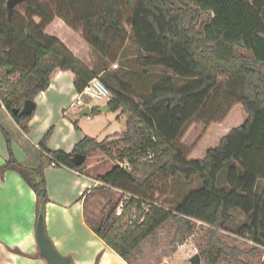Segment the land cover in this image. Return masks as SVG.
<instances>
[{"label":"trees","instance_id":"trees-1","mask_svg":"<svg viewBox=\"0 0 264 264\" xmlns=\"http://www.w3.org/2000/svg\"><path fill=\"white\" fill-rule=\"evenodd\" d=\"M7 1L0 0V110L6 108L25 131L35 110L20 115L13 109H21L27 99L36 101L50 86L55 70L72 71L77 91L102 74L46 33L56 17L82 30L102 58L103 68L120 58L132 37L143 51L139 65L170 72L146 90H137L123 74L105 73L115 86L101 75L112 93L109 109L121 110L127 118L119 140L123 147L119 163L99 174L101 183L85 197L86 208L90 194L109 196L98 222L86 217L97 236L132 264L142 242L164 223L173 219L178 229L191 230L193 220H198L210 226L208 243L200 250L206 264H216L225 255L234 264H264L246 257L257 254L258 246L247 252L230 247L220 235L232 211L239 209L251 218L239 230L241 236L264 246V185L257 192L264 180V0H25L26 15L16 8L10 12ZM175 75L185 81L177 83ZM237 103L243 104L245 121L208 148L204 158L189 159L179 144L188 123L221 122ZM98 110L93 107V112ZM0 128L10 145V130L1 119ZM51 132L40 142L50 164L52 155L59 164L80 169L86 160L75 164L77 152L87 156L86 149L92 147L109 156L113 153L112 141L88 135L70 153L50 150ZM7 169L18 171L34 188L39 214H45L50 198L40 168L19 162L11 150L1 168ZM224 170L226 175L220 176ZM179 175L199 176L202 186L167 209L160 203ZM114 189L125 194L123 201L115 198ZM121 203L123 211L118 215Z\"/></svg>","mask_w":264,"mask_h":264},{"label":"crops","instance_id":"crops-1","mask_svg":"<svg viewBox=\"0 0 264 264\" xmlns=\"http://www.w3.org/2000/svg\"><path fill=\"white\" fill-rule=\"evenodd\" d=\"M46 33L63 41L90 69L102 74L116 72L117 68H103L102 58L100 55L93 58V50L83 38L82 30L73 29L62 18L56 17L46 28ZM125 48L121 52L122 60L127 59L123 54ZM125 75L122 78L137 88ZM146 75L150 77L149 73ZM76 93L74 73L57 69L48 89L36 97V108L28 122V131L22 129L12 116H6L5 113H9L6 108L0 110V119L11 133L9 145L0 128V264H48L40 255L36 236L38 195L18 171L1 170L10 158L11 150L19 162L33 170H41L50 198L45 206L46 233L62 255L72 258L73 264H129L110 249L87 222L85 197L99 181V174L95 176L88 170L92 165L87 170L66 165L52 166L42 154L40 142L50 130L48 148L68 153L88 135L77 125L78 116H86L80 112L87 106H90V116L94 115L93 107L96 105L88 100L84 106L76 105ZM106 105L99 107L98 111H111L102 109ZM72 108L76 109L70 112ZM123 115L127 118V114ZM119 120H125L126 124V119Z\"/></svg>","mask_w":264,"mask_h":264},{"label":"rangeland","instance_id":"rangeland-1","mask_svg":"<svg viewBox=\"0 0 264 264\" xmlns=\"http://www.w3.org/2000/svg\"><path fill=\"white\" fill-rule=\"evenodd\" d=\"M16 10L22 15L27 14V8L23 3L17 5ZM39 20V18H36ZM93 58L99 55L92 49ZM124 55L126 60L120 58L116 61H110L108 67L115 69L114 64L118 67L116 72L118 74H126L125 77L132 80L139 90H146L150 83L157 81L163 74L170 73L161 67L145 68L139 65L138 57L143 54L142 49L132 40V37L127 41ZM145 73H149L150 77L145 78ZM140 74V77L137 78ZM102 77L110 82L105 74ZM177 83H182L185 79L179 76H174ZM86 100L102 107L107 103L105 99L87 97ZM76 108H72L70 112ZM10 118V113H5ZM10 116H9V115ZM247 117L244 111L243 104L237 103L230 110L227 117L221 122H205L195 119L186 126L183 135L179 139V144L188 151V158H204L206 151L210 147H215L219 144L221 138L227 134L233 127L242 124ZM119 119H126L121 110H111L107 112L96 111L94 115L88 118L87 116H78V123L80 129L86 131L88 136L94 137L101 141L107 139L112 141L113 153L111 156L105 152L89 147L86 149L87 159L85 164L81 167L88 169L96 176L110 170L113 165L119 163V154L122 144L119 142L122 133L125 130V120L121 122ZM226 175V170L222 171L221 175ZM171 190L166 198L160 203L167 209H173L181 202L184 197L193 189L202 186V179L199 176H193L187 179L183 175H179L172 179ZM225 184L224 177L221 179V185ZM264 180H260L257 187V192L263 188ZM114 195L117 200L123 201L124 193L118 189H114ZM109 196L107 193L90 194L85 208L86 217L91 219L94 223L98 222L103 214L104 206L106 205ZM250 216L246 215L239 209L232 211V219L227 223L225 229H220V235L224 242L230 247L237 246L245 251H250L254 246L252 240L241 236L239 230L246 223L250 221ZM194 228L187 230L186 228L178 229V222L176 220H169L164 223L153 236H150L142 242L140 251L137 256L132 259V264H191L190 258L196 253L200 254L201 248L208 243V234L210 226L198 220H193ZM230 251V249H227ZM201 255V254H200ZM222 261L216 264H234V260L229 255L223 256ZM246 257L253 263L262 261V252L259 250L257 254H246ZM206 264V259L201 255V263Z\"/></svg>","mask_w":264,"mask_h":264},{"label":"water","instance_id":"water-1","mask_svg":"<svg viewBox=\"0 0 264 264\" xmlns=\"http://www.w3.org/2000/svg\"><path fill=\"white\" fill-rule=\"evenodd\" d=\"M24 1L25 0H8L7 9L11 12L17 5L23 3ZM7 71H11V69L8 68ZM35 108H36V101L27 99L24 102V105L21 109L14 108L13 112L15 114H20V115H25V114L29 115L34 112ZM102 109L109 110V106L106 105ZM80 113L86 116H90L91 115L90 106L84 108ZM86 158L87 156L85 154L79 152L73 155V161L77 165L83 164ZM36 236L40 248V255L42 258L47 260L48 264H73L72 258H70L69 256L62 255L55 247L52 240L47 235L44 213L39 214L37 228H36ZM190 262L191 264H200L201 255L199 253H196L194 256L190 258Z\"/></svg>","mask_w":264,"mask_h":264},{"label":"built area","instance_id":"built-area-1","mask_svg":"<svg viewBox=\"0 0 264 264\" xmlns=\"http://www.w3.org/2000/svg\"><path fill=\"white\" fill-rule=\"evenodd\" d=\"M114 67L117 68L118 64L115 63ZM112 96L111 90L109 86L103 81L101 78V75H97L93 79L89 81V83L83 88L81 91H77L76 93V98H75V104L79 106H84L86 105V98L91 97V98H98V99H105L108 101ZM50 158L52 159L51 165L52 166H63L58 163L57 160H55L52 155H49ZM101 182L98 181V184ZM123 211V204L121 203L118 206L117 209V214L120 215ZM253 245H256L260 247V250L262 252V262L264 263V246L259 245L255 243L254 241H251Z\"/></svg>","mask_w":264,"mask_h":264}]
</instances>
